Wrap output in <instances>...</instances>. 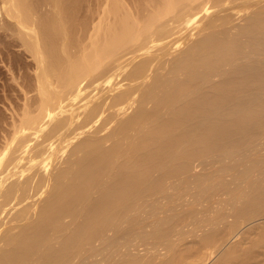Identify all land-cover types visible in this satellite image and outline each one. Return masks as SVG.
Instances as JSON below:
<instances>
[{
	"label": "bare ground",
	"instance_id": "obj_1",
	"mask_svg": "<svg viewBox=\"0 0 264 264\" xmlns=\"http://www.w3.org/2000/svg\"><path fill=\"white\" fill-rule=\"evenodd\" d=\"M18 51L37 94L0 143V264L57 238L43 264H65L175 191L189 198L143 235L171 256L120 264L208 262L264 220V0H0V58ZM236 244L217 264L252 263Z\"/></svg>",
	"mask_w": 264,
	"mask_h": 264
},
{
	"label": "rangeland",
	"instance_id": "obj_2",
	"mask_svg": "<svg viewBox=\"0 0 264 264\" xmlns=\"http://www.w3.org/2000/svg\"><path fill=\"white\" fill-rule=\"evenodd\" d=\"M248 7H246V9H247ZM210 11H212V10H210ZM195 31V30H194ZM198 31H200V30H198ZM197 30L195 31L196 33L198 32ZM194 32V33H195ZM196 33H195V35L194 36H196ZM178 45V44H177ZM175 48H176V46H174ZM179 48V47H178ZM177 48V49H178ZM16 49V48H15ZM19 53L16 55L15 53L13 54H10L11 56L12 55H14V58H15V56H18V57H20L19 59L18 58H15V59H13V58H11V57H9V55H7L9 58H7V56L5 55V57L7 58H5L4 56V58H5V60L3 59V58H0L1 60H0V70H1V72H0V122H1V116L2 115H5L6 117H4V122L2 121L1 123H2V125L0 126V127H2V128H0V135H1V138H0V141L1 140H3V141H1L0 143H4V146H7L5 143L7 142V143H10V141L11 140H13L12 142H14V144H15V141L17 140H15L14 141V139H15V135L16 134H14V130L13 129H11V127L13 128V125H11L10 126V124H14V123H17L16 122V120H15V122L14 123H10V124H7V123H9L10 121L11 122H13V120H12V116L10 117V115H11V113H12V115H13V117L14 116H18L17 118H15V119H17V121H19L18 120V118H21L22 116V114H20V112L21 113H23V112H25L23 109H25V105L27 104L28 105V102L26 103V101L32 96L33 97V95H34V97H35V95L37 94H35V91H33L32 90V92L30 91V90H27V92H26V94L27 95H24L25 93H24V91L23 90H25V89H29V85L28 84H30V86L31 87H33V88H35L34 86H35V84L33 83V81H32V83H30L29 82V80L28 79H26L27 77H29V75L30 74H28V72L30 73V71H32L33 69L31 68L30 69V67L29 68H27V69H29L30 71H28L26 74L28 75V76H26V78L25 77H21L20 75H21V73L19 72L18 74L19 75H17V72L18 71H20V69L19 70H16V68H14V67H17V66H19V67H17V68H20V62H21V66H23V63H25L23 60H26V61H28V60H30L29 58H28V56L27 55H23V54H21V52L20 51H18ZM176 52H178V51H176ZM11 58V59H10ZM21 60L20 62H18V60ZM23 59V60H22ZM4 60V61H3ZM12 60H14L13 61V65L11 66V61ZM17 61V62H16ZM15 63V64H14ZM14 66V67H13ZM8 67H9V69H10V67H12V68H14V69H12V71L10 72V71H8L9 69H8ZM26 69V70H27ZM11 70V69H10ZM14 70V71H13ZM16 70V71H15ZM99 70H101V68L99 69ZM25 70H23V72H24ZM5 72H8V74H6ZM21 72H22V69H21ZM4 73L7 75V76H5L4 75ZM11 73L14 75V73L17 75V76H15L14 75V77H16L15 79L14 78H11V77H13V76H11ZM25 73V72H24ZM32 74L31 75H33L34 73L33 72H31ZM20 76V77H19ZM5 77V78H4ZM19 77V78H18ZM7 78V79H6ZM25 78V80L28 82V84H27V82L25 83V81L23 80ZM30 78H32L33 79V76H30ZM29 78V79H30ZM8 81H6V80ZM14 79V80H13ZM17 79V80H16ZM19 79V80H18ZM23 80L24 81V85H26V86H24V85H21V84H23V81L21 82V80ZM3 80H5V81H3ZM18 81H20V82H18V84H20V85H18L17 84V82ZM14 81V82H13ZM31 81V80H30ZM9 83L10 85H12L13 87H14V85H15V87H14V89L15 90H11L10 91V89H9V87H8V91H7V86H6V83ZM16 83V84H15ZM5 84V85H4ZM32 84H34V86L32 85ZM3 85V86H2ZM18 85V86H17ZM4 86H5V88H4ZM12 86H10V87H12ZM20 86H23L24 88L22 89V90H20ZM12 87V88H13ZM26 87V88H25ZM19 88V89H18ZM22 88V87H21ZM17 89V90H16ZM89 89V88H88ZM35 90V89H34ZM21 92V94H20V92ZM26 91V90H25ZM3 92V93H2ZM7 92V93H6ZM15 92V93H14ZM23 92V93H22ZM29 92V93H28ZM34 92V93H33ZM2 93V94H1ZM17 93V94H16ZM5 94V95H4ZM8 94V96L7 97H5L6 95ZM11 94V95H10ZM20 94V95H19ZM15 95V96H14ZM2 96V97H1ZM5 98H4V97ZM18 96V97H17ZM27 96V97H26ZM28 96H30V97H28ZM9 97V98H8ZM33 97V98H34ZM70 97V96H69ZM72 97V96H71ZM3 98V99H2ZM16 98L18 99V101L16 100ZM26 98H27V100H26ZM33 98L31 99L30 98V100H28V101H30L31 103H32V101L31 100H33ZM35 99V98H34ZM6 100V101H5ZM20 100H22V101H20ZM26 100V101H25ZM1 101H3V102H1ZM12 103H11V102ZM22 103H20V102ZM33 101H35V100H33ZM15 102V103H14ZM74 102V101H73ZM14 103V104H13ZM17 103H18V105H17ZM16 104V105H15ZM30 104V103H29ZM15 106V109H11V108H13L14 106ZM23 105V106H22ZM30 105H32V104H30ZM8 108H7V107ZM16 106H17V110L19 111H17L16 110ZM29 106V105H28ZM27 106V107H28ZM20 107V108H19ZM24 107V108H23ZM26 107V109H28L29 107H31V106H29L28 108ZM3 109V110H2ZM6 109H8V110H6ZM20 109V110H19ZM30 109H32V108H30ZM12 110V111H11ZM14 110V111H13ZM22 110V111H21ZM10 111H11V113H10ZM16 111L18 112V113H16ZM2 112H4V113H2ZM8 113V114H7ZM15 114H18V115H15ZM20 114V115H19ZM24 114V113H23ZM9 115V116H8ZM9 118H11V119H9ZM6 119V120H5ZM9 119V120H8ZM8 121V122H7ZM19 123H20V121H19ZM19 123H17V125L19 124ZM5 126H6V132H5ZM15 126V125H14ZM10 127V128H9ZM4 128V129H3ZM9 128V129H8ZM4 132H3V131ZM11 130V131H10ZM2 131V132H1ZM9 131V132H8ZM11 132L14 134V136L13 137H11L10 135H11ZM6 135H5V134ZM5 135V137L4 136H2V135ZM10 134V135H9ZM20 134V133H19ZM19 134H17V136L19 135ZM21 134H24V133H21ZM8 135L11 137H9L8 138ZM8 138V140H7V138ZM3 138H5L7 141H5V139H3ZM14 138V139H13ZM9 139H10V141H9ZM9 141V142H8ZM32 142V141H31ZM31 142L29 143V144H26L27 146H29V148H30V150L28 149V147L26 148L25 147V150L26 149H28V151L30 152L32 149H33V147H34V145H33V143H32V147H30V144H31ZM0 145L1 147H0V151H1V149H2V147H3V145ZM14 144H9V145H11V146H13ZM35 144V143H34ZM8 145V146H9ZM7 146V147H8ZM10 146V147H11ZM36 146H38V145H35V148H39V150H40V147H36ZM40 146V145H39ZM6 147V148H7ZM9 147V150L10 149H12V148H10ZM35 148H34V150H35ZM4 149V148H3ZM8 149V148H7ZM7 149H5L6 151L5 152H7L8 150ZM37 150V149H36ZM36 150H35V152H36ZM39 150H37V151H39ZM27 151V150H26ZM27 151V152H28ZM4 152V151H3ZM3 152H1V153H3ZM32 152H34V151H32ZM34 152V153H35ZM40 152V151H39ZM26 154H28V153H26ZM31 154V153H30ZM30 154H28V155H30ZM37 154V153H36ZM22 155H23V153H22ZM21 156V155H20ZM23 156H25V154L23 155ZM22 157V156H21ZM21 157H19V158H21ZM73 158H75L74 156H73ZM46 161H47V163L48 162H51V160L50 159H46ZM42 162H44V161H42ZM45 163L46 162H44V165L43 166H46L47 165V163H46V165H45ZM47 167V166H46ZM47 168H49V166L47 167ZM219 174H222V171H219ZM180 193H182V194H180ZM179 194V195H178ZM187 195V191H175L174 192V198H173V200H168V199H160L161 200V206H166V208H160V207H157L156 206V204L155 203H150V204H148V205H142V206H140L139 208H138V210H137V212L134 214V219H136V222L135 223H132V222H126V223H123L118 229H116L115 231H112V232H110L105 238H103V239H98V240H94V241H92L90 244H88V245H85V246H79L78 248H76V249H74V250H72L71 251V253H70V256H69V258H68V260H67V262L65 263V264H120V263H123V262H125V261H127V260H129V259H142V261L144 260V258H146V260H147V258H148V256L150 255V253H149V251L150 252H152L153 254H154V252H156V254L158 253V252H160V254H162V255H167V253H166V248L165 247H167V246H165L164 244L163 245H161V243H159L158 245H156V244H153L152 242H150V241H148V240H146V239H144L143 238V235L145 234V232L147 231V230H149V228H150V225L158 218V217H167L168 218V216H170L171 214H172V209H176V207L178 206V205H180L182 202H184V200L185 199H188L189 198V196H186ZM230 197V194L229 195H224V196H222V197H219V199H218V201L216 202V203H226L225 201H223V199H221V198H229ZM167 206H172V209H170V208H167ZM169 209V210H168ZM262 219H264V218H262ZM262 219H260V221L262 220ZM259 221H257V222H255V223H253V227H251L250 225H243L242 226V228L240 229V231H239V233L235 236V237H232V238H230L225 244H224V246H220V248L221 249H216V250H218V252L216 251L215 252V255H213V257H211V259H208V262H207V260H205L204 261V263H203V261L202 262H200V261H198V260H196V261H198V262H200V263H203V264H217V259H219L220 258V256H221V254L223 255L224 253L223 252H225L226 253V250L228 251L229 250V247H231V246H233V243H237L238 241L242 244H236L238 247H240V249H243V248H241V247H244V249L246 250V251H248L249 253H247L248 254V258H249V262H252L253 264L255 263V264H264V242H260V241H258L257 242V237H259L258 236V233H259V231H260V233L263 231L264 232V220H262L261 222H260V224L258 223ZM257 223H258V225H257ZM252 225V224H251ZM260 225V226H259ZM255 226V227H254ZM258 226V227H257ZM260 227H262V228H260ZM132 229V230H129V229ZM248 228H250V229H248ZM256 228V229H255ZM253 229V230H252ZM258 232H257V231ZM18 231V229L16 230V231H14V232H17ZM243 231H244V233H243ZM242 232V233H241ZM254 232V233H253ZM241 233V235H239ZM249 233H251V234H249ZM255 233H257V234H255ZM200 235V232H197L196 234H192V233H186L185 235H184V238H182V239H180V240H178V247H182V249L180 248V250H182V251H180V253L181 252H184V249H185V246H187L188 244H192L193 245V242H195V241H197V240H199L198 238V236ZM238 235L243 239L244 237V239H243V241L245 240V241H247V242H244L243 243V241H242V239L240 238V239H238ZM244 235V236H243ZM238 239V240H237ZM261 241H263V240H261ZM249 242V243H248ZM247 245H246V244ZM63 239L62 238H57V239H55V240H53V241H51V242H48V243H45V244H40L39 246H35L34 248H32L31 249V253H30V260H31V264H43L44 263V257H43V255H44V253L45 252H47V251H49V250H58V249H61L62 247H63ZM232 244V245H231ZM235 244H234V246H235ZM195 245L196 244H194V248H195ZM231 245V246H230ZM251 245V246H250ZM4 246V243H3V241H0V249H3L2 247ZM233 246V247H234ZM6 247H10V246H6ZM159 247V248H158ZM183 247H184V249H183ZM192 247V246H191ZM248 247V248H247ZM252 247H253V249H252ZM157 248V249H156ZM165 248V249H164ZM189 249H190V247H188ZM188 248L186 247V249L188 250ZM251 248V249H250ZM4 249H6L5 247H4ZM244 249H243V251H240V252H238V254L239 255H241L242 254V252H244ZM7 250H10L9 248H7ZM177 250L179 251V248H177ZM186 250V251H187ZM192 250V249H191ZM191 250H189V252L191 251ZM252 250V253L250 252ZM2 251V250H1ZM6 251V250H5ZM177 251V252H178ZM186 251L184 252V253H186ZM10 252V251H9ZM164 252V253H163ZM192 253H194L195 251H191ZM190 252V253H191ZM1 253V252H0ZM151 253V255H153ZM191 253V254H192ZM256 255H255V254ZM155 254V255H156ZM159 254V253H158ZM157 254V257L158 256H160V255H158ZM170 253H168V255H169ZM243 254H245V252L243 253ZM262 254H263V256H262ZM147 255V256H146ZM167 255V256H168ZM182 256H183V254H181ZM185 255H187L186 257H187V259L189 260V258H191V255L189 256L188 255V252L185 254ZM193 255V254H192ZM195 255V254H194ZM196 255H197V253H196ZM249 255H251V256H249ZM254 255V256H253ZM169 256H171V255H169ZM189 256V257H188ZM261 256V257H260ZM150 257V256H149ZM184 257V256H183ZM183 257H182V259H183ZM196 259H197V256H194ZM194 257L192 258V259H194ZM219 257V258H218ZM159 258V257H158ZM160 258H163V259H165L164 257H160ZM168 258V257H167ZM170 258V257H169ZM181 258V257H180ZM246 258H247V256H246ZM247 258V259H248ZM253 258H255V260L252 259ZM187 259L186 258H184V260L183 261H186V264L188 263V261H187ZM192 259H190V260H192ZM201 259V258H200ZM199 259V260H200ZM203 259V258H202ZM201 259V260H202ZM205 259V258H204ZM146 260H144V261H146ZM189 260V261H190ZM141 261V262H142ZM180 262H181V259L179 260ZM182 261V262H183ZM193 261V260H192ZM179 262V263H180ZM194 262V261H193ZM247 262H248V260H247ZM257 262V263H256ZM178 263V264H179ZM184 264H185V262H183ZM199 263V264H200ZM251 263V264H252ZM142 264H145V263H143L142 262ZM147 264V263H146ZM149 264V263H148ZM180 264H182V263H180ZM192 264V263H191Z\"/></svg>",
	"mask_w": 264,
	"mask_h": 264
}]
</instances>
